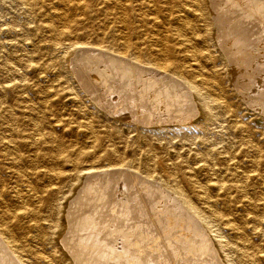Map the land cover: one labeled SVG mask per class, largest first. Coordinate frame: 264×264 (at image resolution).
I'll return each instance as SVG.
<instances>
[{"label":"rangeland","instance_id":"obj_1","mask_svg":"<svg viewBox=\"0 0 264 264\" xmlns=\"http://www.w3.org/2000/svg\"><path fill=\"white\" fill-rule=\"evenodd\" d=\"M26 1L0 0V234L11 240L23 264L89 262L80 261L70 244L80 242L84 232L73 227L71 212L92 215L105 205L82 192L90 185L105 200L111 197L104 226L114 228L116 222L115 229L123 230L111 244H124L125 232L154 238L148 244L138 240L139 264L150 256L147 247L157 248L162 264H264V42L255 47H260L256 55L263 54L245 62L225 50L214 27L219 13L223 22L229 17L243 26L235 14L243 0L183 2L189 23L184 28L173 16L180 0L152 1L159 10L154 24L131 11L126 24L107 1L87 0L88 11L68 10L71 36L55 47L48 13L50 4L61 6L56 0L38 7ZM206 7L211 13L200 16ZM162 34L172 71H177L176 61L193 68L185 56L186 40L203 53L199 64L213 76L211 91L218 97L207 120L183 81L173 80L171 71L153 69ZM125 39L136 44L135 62L92 48L122 51ZM145 78L155 88L172 79L167 87L176 101L154 98L151 90L141 95ZM28 189L36 195L34 203L23 198ZM197 240L207 243L208 253H190H197L189 247ZM0 248L6 264H16L10 249Z\"/></svg>","mask_w":264,"mask_h":264},{"label":"bare ground","instance_id":"obj_2","mask_svg":"<svg viewBox=\"0 0 264 264\" xmlns=\"http://www.w3.org/2000/svg\"><path fill=\"white\" fill-rule=\"evenodd\" d=\"M107 1L109 4H111L114 9L116 10L118 17L121 19L122 22H125L126 24L127 22V18H126V14L128 12H135L134 14L137 17L142 18L144 21L148 22V23H157V16L156 14L158 13V9L156 10V6L155 3L153 2H160L159 0H105ZM153 1V2H152ZM184 2V4L188 5V4H193L192 0H180V5L179 7H181V5ZM217 2V1H215ZM49 3V2H48ZM197 3V2H196ZM206 3V2H205ZM213 3V2H212ZM26 4H28L31 7H38V6H44L46 5V0H27ZM56 4H58L59 6H61V10L54 8L55 5L50 4V12L48 13L49 17L52 18V22L50 23V27H51V31H52V36H53V45L52 47H55V45H57V43H60L61 39L65 36H71V25H70V15H69V9L71 8H78L80 10L83 11H88L89 10V4L87 3V0H56ZM198 4V3H197ZM178 6V5H177ZM190 6V5H189ZM199 6V5H198ZM210 6V3L209 5ZM195 7V5H194ZM234 7V6H232ZM30 8V7H29ZM215 8V7H214ZM179 9V8H178ZM235 9V8H234ZM183 8L181 7V9L177 10L176 13L173 15L176 17V19L180 22H182L181 26L184 28L186 26H188V22L186 20L187 15L183 14ZM214 10V9H213ZM212 10V11H213ZM222 10V9H221ZM230 11V10H229ZM203 13H200V16H204L206 15V12H209V7H206L203 11ZM231 12V11H230ZM234 12V11H233ZM211 13V12H209ZM235 14H238V18L240 19V25L241 23L243 24V26L239 27V25L237 24L236 21L231 22L229 17H226L227 19H225L227 22H223L222 21V15L219 13L217 14V20H216V25L214 24V27L219 29V33L218 36L219 39V43L225 48V50L227 51H232L231 54L234 55V57H239L240 59L244 60L245 62H248L249 60L253 59H257L259 58V56L263 53H258V55H256V52L259 50L258 47L257 49L256 44H259L261 41L264 42V37H262V35L264 34V0H243L242 4L239 5L236 8ZM171 15V13L169 14ZM215 15V14H214ZM233 15V14H232ZM224 16V15H223ZM229 16V14H228ZM232 17V16H231ZM74 18V16L72 17ZM212 18V17H211ZM229 20V22H228ZM77 23V22H76ZM147 23V24H148ZM214 23V22H213ZM165 25V24H164ZM206 25V24H205ZM166 27V26H165ZM215 28V29H216ZM163 29V28H162ZM182 30V29H181ZM117 31V30H116ZM155 33V32H154ZM167 33V32H165ZM75 34V33H74ZM184 34V33H183ZM215 35V34H214ZM127 36V35H126ZM264 36V35H263ZM143 37V36H142ZM45 38V37H44ZM160 41L163 43V46L161 47V49H159L160 51V57H159V61L154 63V65L152 66L154 70L159 71V73H168V72H172L173 75L175 76V78H172L173 80L177 79V81H183L187 87H189L188 89H190L189 92H187V95L190 93V95L192 96L191 99L193 100V103H196L198 109H199V115L201 118H209V116L211 115V104L218 102V97L213 96L212 94V87H213V80L214 78L210 77L209 75L206 74L205 71V65L202 66L201 64H199V59L201 58L200 56L203 55L202 52H200V50L194 48H191L189 46L190 40H186L187 41V48H186V59L188 60L187 62L189 63L190 66H192L193 68H188V66L184 63L178 62L176 61V69L177 71H172L170 69L171 65H172V60L168 59V53H169V48L167 46V39L165 34H162L160 37ZM47 39V38H46ZM193 40V39H192ZM68 42V41H67ZM68 44V43H67ZM123 49L122 51L118 50V49H114L112 47H107L104 45L101 46H97V45H92L95 47L92 48H96L97 50H99L100 55H114L116 57V55H118V57L120 56V58L128 60L129 61H137L134 52H132L135 48H136V44L133 43L131 40H126L123 42ZM66 45V44H65ZM69 45V44H68ZM70 47H74L76 46V44L72 43L70 44ZM158 46V45H157ZM185 46V45H184ZM221 46V47H222ZM261 48H263L264 44L260 45ZM83 47V46H82ZM106 48L108 49V51L106 50ZM72 49V48H71ZM70 49V50H71ZM81 49V48H80ZM91 49V47H90ZM256 49V50H255ZM83 50V49H82ZM86 50V49H85ZM112 51V52H109ZM260 52V51H259ZM72 53V52H71ZM229 53V52H228ZM96 57V56H95ZM112 57V56H111ZM110 57V58H111ZM210 57V56H209ZM213 57V56H212ZM227 57V56H226ZM109 59V57H107ZM114 58V57H113ZM261 58V57H260ZM182 59V58H181ZM102 60V59H101ZM67 62V61H66ZM126 62V61H125ZM133 62V64H134ZM214 62V60H213ZM255 62V61H254ZM253 62V63H254ZM257 62V61H256ZM264 63V61H262ZM115 63V62H114ZM120 63V62H119ZM138 63V62H136ZM261 63V62H260ZM262 63V64H263ZM110 64V63H109ZM131 64V63H130ZM132 64V65H133ZM203 64V63H202ZM261 64V65H262ZM137 65V64H136ZM135 65V66H136ZM140 65V64H138ZM253 65V64H252ZM257 65V64H256ZM126 66V65H125ZM128 66V65H127ZM150 66V65H149ZM102 67V66H101ZM137 67V66H136ZM136 67H132L133 72L136 73ZM142 67V66H141ZM147 67V66H146ZM258 67V65H257ZM262 67V66H261ZM106 68V67H105ZM139 68V66H138ZM143 68V67H142ZM263 68V67H262ZM78 69V68H77ZM126 69V68H125ZM136 69V70H135ZM235 69V68H234ZM260 69V68H257ZM15 70V69H14ZM146 70V68L144 69ZM149 71V70H148ZM254 71V70H253ZM259 71V70H258ZM132 72V71H131ZM139 72V71H138ZM141 72H143L141 70ZM255 72V71H254ZM261 72V71H260ZM150 73V72H148ZM147 73V74H148ZM258 73V72H257ZM139 74V73H137ZM136 74V75H137ZM152 74V73H151ZM158 74V73H157ZM264 74V73H263ZM82 75V74H81ZM146 75V74H145ZM169 75V74H168ZM172 75V74H171ZM229 75V74H228ZM140 76V75H138ZM154 76V74H153ZM173 76V77H174ZM242 76V75H241ZM264 76V75H263ZM120 77V76H119ZM136 77V76H135ZM142 77V75L140 76ZM149 77V76H148ZM163 77V76H162ZM170 77V76H169ZM172 77V76H171ZM160 78V76H159ZM261 78V77H260ZM264 78V77H263ZM137 79V78H136ZM152 79V78H151ZM165 79V78H164ZM171 79V81L167 82L166 84L163 85V87H159L160 88H155L153 87V83L150 82V80H147L146 78L143 80H141V85H142V92L141 95H145L146 92L149 93V90L152 97L154 98H162V99H166V98H171L169 99L170 101L174 102L176 101V95H175V91L173 92V88L171 87H167L169 85H171V83L173 82V80ZM262 79V78H261ZM96 80V79H95ZM140 80V79H139ZM139 80H135L136 82ZM159 80V79H158ZM217 80V79H216ZM155 81V80H153ZM160 81V80H159ZM176 81V82H177ZM218 81V80H217ZM175 82V83H176ZM182 82V83H183ZM179 83V84H180ZM138 84V83H137ZM174 84V83H173ZM177 84V83H176ZM184 84V85H185ZM262 84V83H261ZM22 85V84H21ZM183 85V84H182ZM259 85V84H258ZM264 86V85H263ZM94 87V86H93ZM179 87V86H178ZM186 86H184L185 88ZM220 87V86H219ZM222 87V86H221ZM84 88V87H83ZM131 88V87H130ZM175 88V87H174ZM263 88V87H262ZM180 89V88H179ZM187 89V90H188ZM186 90V89H185ZM131 91V90H130ZM133 91V90H132ZM178 91V90H177ZM136 92V91H135ZM246 92V91H245ZM131 93V92H130ZM137 93V92H136ZM178 93V92H177ZM176 93V94H177ZM218 93V92H216ZM264 93V92H263ZM99 94V93H98ZM181 94V93H180ZM219 94V93H218ZM252 94V93H251ZM250 94V95H251ZM147 95V93H146ZM264 95V94H262ZM133 96V95H132ZM137 96V95H136ZM174 96L175 99L173 98ZM135 97V96H134ZM141 97V96H139ZM144 97V96H143ZM150 97V95L148 96V98ZM187 96H185L186 98ZM255 96H253L254 98ZM126 98V97H125ZM137 98V97H136ZM136 98H135V103L136 102ZM152 98V100L154 99ZM184 98V97H183ZM188 98V97H187ZM223 98V97H222ZM261 98V97H260ZM133 99V98H132ZM139 99V98H137ZM142 101V98H140ZM139 99V101H140ZM150 99V98H149ZM157 100V99H156ZM155 100V101H156ZM189 100V101H192ZM133 101V100H132ZM138 101V102H139ZM161 102V100H159ZM179 101V100H178ZM187 101V100H186ZM126 102V101H125ZM145 102V101H144ZM157 102V101H156ZM155 102V103H156ZM160 102H157L160 103ZM170 102V103H172ZM185 102V101H182ZM151 103V102H150ZM154 103V101H153ZM169 103V104H170ZM176 103V102H175ZM138 104V103H137ZM149 104V103H148ZM165 104V103H164ZM167 104V103H166ZM178 104V103H176ZM187 104V103H186ZM139 105V104H138ZM147 105V104H146ZM151 105V104H149ZM194 105V104H193ZM141 106V105H139ZM166 106V105H165ZM168 106V105H167ZM184 106V105H183ZM191 106V105H190ZM138 107V106H136ZM142 107V106H141ZM144 107V106H143ZM188 107V106H187ZM193 107V106H192ZM216 108V107H215ZM141 109V108H140ZM139 109V110H140ZM145 109V108H144ZM159 109V108H158ZM192 109V108H191ZM190 109V110H191ZM213 109V108H212ZM161 110V109H160ZM167 110V109H166ZM144 111V110H143ZM148 111V110H147ZM194 111V110H193ZM236 111V110H235ZM177 112V111H176ZM237 112V111H236ZM143 113V112H142ZM146 113V111H145ZM163 113V112H162ZM180 113V112H179ZM193 113V112H192ZM216 113V112H215ZM133 114V113H132ZM138 114V113H137ZM164 114V113H163ZM140 115V114H139ZM138 115V117L140 118V116ZM144 115V114H142ZM170 115V114H169ZM184 115V114H183ZM215 115V114H213ZM138 117L136 119H138ZM146 117V116H145ZM159 117V116H158ZM161 117V116H160ZM188 117V116H187ZM189 117H191L189 115ZM39 118V117H38ZM143 118V117H141ZM150 118V117H149ZM183 118V117H182ZM185 118V117H184ZM192 118V117H191ZM147 119V118H146ZM145 119V120H146ZM163 119V118H162ZM186 119V118H185ZM156 120V119H155ZM207 120V119H206ZM142 121V120H141ZM184 121V120H182ZM38 122V121H37ZM150 122V121H149ZM145 123V122H144ZM147 123V122H146ZM154 123V122H153ZM172 123V122H171ZM185 123V122H184ZM188 123V122H187ZM201 123V122H200ZM10 124V123H9ZM151 124V123H150ZM169 124V123H168ZM193 124V123H192ZM154 125V124H153ZM34 137V135H33ZM255 157V156H254ZM53 168V167H52ZM122 168V167H121ZM126 169V168H125ZM108 170V169H107ZM176 170V169H174ZM117 171V170H116ZM101 172V171H99ZM125 172V171H124ZM136 173V171H135ZM107 174V173H106ZM139 174V173H138ZM92 175V174H91ZM222 175V174H221ZM220 175V176H221ZM86 176V175H85ZM96 176V175H95ZM94 176V177H95ZM92 177V176H91ZM98 177V176H97ZM142 177V176H141ZM145 177V176H144ZM260 178V177H259ZM92 179V178H90ZM101 179V177H100ZM133 179V178H132ZM147 179V178H146ZM81 180V179H80ZM89 181V179H87ZM96 180V179H95ZM102 180V179H101ZM100 180V181H101ZM107 180V179H106ZM145 180V179H144ZM152 180V179H151ZM150 180V181H151ZM154 180V178H153ZM84 181V180H83ZM117 181V180H116ZM148 181V179H147ZM16 182V181H15ZM84 183V182H83ZM82 183V184H83ZM102 183V182H101ZM158 183V182H157ZM97 184V183H96ZM95 184V185H96ZM159 184V183H158ZM85 185V184H84ZM101 185V184H100ZM136 185V184H135ZM160 185V184H159ZM222 185V184H220ZM246 185V184H245ZM103 186V185H102ZM126 186V185H125ZM137 186V185H136ZM165 186V185H164ZM18 187V186H17ZM26 187V186H25ZM160 187V186H159ZM20 188V187H18ZM28 188V187H27ZM26 188V190H27ZM96 187L90 185L88 187H86L83 191L88 192V193H92L91 197L95 200V202L98 203H103L105 202V205H100L99 211H95L96 213H92L91 211L88 212L87 214H81L80 212L77 213L76 211H72L71 212V217L72 220L74 222L73 227L79 229H82L83 234L79 236V238L81 239L80 242H76L75 245L72 243V245H74L73 247L70 244V247L73 250V253L75 254V256H77L79 258L80 261H82V259H86L88 263L86 264H139L140 258L142 257L141 254V250H139V245H138V240H141V237L144 235H140V234H136L135 231L131 234H129L128 232H125L123 234L122 239H120V241H124V244H111L110 240L116 236L117 234L119 235V233H121L123 230H116V222L114 224V228L111 227H107L104 226L105 223H102V220L104 219V214L106 212H108V208L110 204H113L111 201V197L107 198L105 200V198L103 197V195L101 194V192H98V189H95ZM132 188V187H131ZM216 188V187H215ZM22 189V188H21ZM133 189V188H132ZM142 189V188H141ZM32 190V189H31ZM116 190V189H115ZM147 190V189H146ZM155 190V189H153ZM207 190V189H206ZM29 191V189H28ZM138 191V190H137ZM24 193V191H22ZM112 192V191H111ZM146 192V191H145ZM174 192L176 193V195H178V197L181 199V201H183L185 203V205H189L187 198L184 196V194L180 191V190H174ZM206 192V191H205ZM123 193V192H122ZM126 193V192H125ZM22 194V193H21ZM87 194V193H86ZM119 194V193H118ZM76 195V194H75ZM121 195V194H120ZM125 195V194H124ZM20 196V194H19ZM155 196V195H154ZM174 196V195H173ZM90 197V198H91ZM177 197V196H175ZM23 198L28 199L29 201H34L36 200V195L29 191L23 194ZM117 198V197H116ZM142 198V197H141ZM22 199V198H21ZM81 199V197H80ZM83 199V198H82ZM115 199V198H114ZM125 199V198H124ZM127 199V198H126ZM40 200V199H39ZM84 200V199H83ZM81 200V202L83 201ZM133 200V199H132ZM153 200V199H152ZM85 202V201H83ZM88 202V201H87ZM118 202V200H117ZM135 202V201H134ZM140 202V201H139ZM148 202V201H147ZM122 203V201H121ZM182 203V204H184ZM7 204V203H6ZM88 204V203H87ZM119 204V202H118ZM117 204V205H118ZM125 204V203H124ZM132 204V203H131ZM8 205V204H7ZM24 205V204H23ZM79 205V203H78ZM92 205V204H91ZM139 205V204H138ZM137 205V206H138ZM184 205V206H185ZM82 206V205H81ZM97 206V205H95ZM112 206V205H111ZM110 206V207H111ZM123 206V205H122ZM85 209V208H84ZM118 209V208H117ZM219 209V208H218ZM83 210V209H82ZM131 210V209H130ZM188 210V209H187ZM192 213V212H190ZM217 213V212H216ZM75 214H77L75 216ZM131 215V214H130ZM137 215V213H136ZM6 216V215H5ZM74 216V217H73ZM121 215H116V219L120 220ZM140 216V215H139ZM151 216V215H150ZM92 217V219L90 218ZM123 217V216H122ZM115 218V217H114ZM113 218V220H114ZM197 218V217H196ZM140 219V218H139ZM71 220V221H72ZM105 220V219H104ZM123 220V219H122ZM125 220V219H124ZM104 222V221H103ZM109 223L110 222V218H109ZM113 223V222H112ZM132 223V222H131ZM107 225V224H106ZM124 225V224H123ZM202 225V224H201ZM111 226V225H110ZM118 226V224H117ZM120 226V224H119ZM118 226V227H119ZM126 226V225H125ZM132 226V225H131ZM63 229V226H59V231H61ZM122 229V228H121ZM239 229V228H238ZM130 230V229H129ZM153 230V229H152ZM11 232V231H10ZM132 232V231H131ZM157 232V231H156ZM162 232V231H161ZM246 232V231H245ZM164 233V232H163ZM188 233V232H187ZM156 234V233H155ZM242 234V233H241ZM131 235V236H130ZM164 236V235H163ZM186 236V235H185ZM243 236V235H242ZM117 237V236H116ZM136 239L135 241H133L132 239ZM145 237V236H144ZM248 237V236H247ZM196 238V237H195ZM194 238V239H195ZM183 239V238H182ZM75 240V239H74ZM113 240V239H112ZM119 240V239H118ZM115 240V241H118ZM79 241V240H78ZM84 241V242H82ZM173 241V240H172ZM177 241V240H175ZM183 241H185L183 239ZM198 241V240H197ZM75 242V241H74ZM145 243H154V238H148V235H146V238L141 240V243L144 244ZM157 242V241H156ZM182 242V241H181ZM181 242L178 243V245H181ZM222 242V241H221ZM0 243L2 245H0V247H4V249H10V251L12 252V254H14L16 256V258L18 259V261L15 263L16 264H23V260L22 257H20V255L17 254V251L14 249V247H12L11 244V240L3 235L0 234ZM69 243V241H68ZM183 243V242H182ZM188 243V242H187ZM242 244V243H241ZM157 245V244H156ZM169 245V244H168ZM173 245V243H172ZM214 245V244H213ZM146 246V245H145ZM161 246V245H160ZM182 246V245H181ZM186 246V245H185ZM94 247V248H91ZM159 247V245H158ZM170 247V246H169ZM178 247V246H177ZM191 248V250H196L197 253L194 252H190L193 255L195 254L196 256H201L203 253H208L207 249H208V245L205 241H198L196 244L191 243V245L189 246ZM215 247V246H214ZM145 248V247H144ZM1 249V248H0ZM123 249V250H122ZM156 249L157 248H151V247H147L146 248V254L150 255L149 258L147 259V257H145V259L143 260L144 262H146L147 264H162L161 262H159L156 259ZM122 250V251H121ZM145 250V249H144ZM170 250V249H169ZM182 251V249H181ZM180 251V252H181ZM190 251V250H189ZM206 251V252H205ZM220 251V250H219ZM1 253V252H0ZM171 253V252H170ZM3 254V253H2ZM10 254V253H9ZM11 255V254H10ZM96 255V256H95ZM164 255V254H163ZM9 255H7L8 257ZM12 256V255H11ZM35 256V255H34ZM69 256V255H68ZM160 256V255H159ZM177 256V255H176ZM219 256V255H218ZM253 256V255H252ZM37 257V256H36ZM130 257H134V259H130ZM195 257V256H194ZM6 257L4 255H0V264H6ZM15 258V257H13ZM11 258V259H13ZM39 258V257H38ZM219 258V257H218ZM160 259V258H159ZM189 259V258H188ZM8 260V258H7ZM11 262V260H9ZM189 261V260H188ZM205 261V260H204ZM13 262V260H12ZM53 262V261H51ZM142 262V261H141ZM183 262V261H182ZM190 262V261H189ZM211 262V261H210ZM71 263V262H70ZM145 263V264H146ZM173 263V262H172ZM252 263V261H251ZM9 264V263H8ZM84 264V263H83ZM169 264V263H168ZM182 264V263H181Z\"/></svg>","mask_w":264,"mask_h":264}]
</instances>
